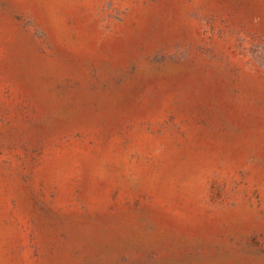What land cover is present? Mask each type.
<instances>
[{
  "label": "rangeland",
  "instance_id": "1",
  "mask_svg": "<svg viewBox=\"0 0 264 264\" xmlns=\"http://www.w3.org/2000/svg\"><path fill=\"white\" fill-rule=\"evenodd\" d=\"M0 264H264V0H0Z\"/></svg>",
  "mask_w": 264,
  "mask_h": 264
}]
</instances>
